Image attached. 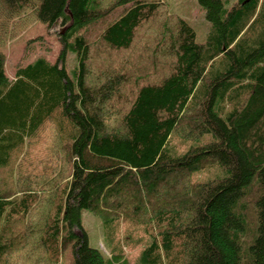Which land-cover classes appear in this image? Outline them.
I'll return each instance as SVG.
<instances>
[{
  "label": "trees",
  "instance_id": "16d2710c",
  "mask_svg": "<svg viewBox=\"0 0 264 264\" xmlns=\"http://www.w3.org/2000/svg\"><path fill=\"white\" fill-rule=\"evenodd\" d=\"M199 1L206 43L165 0H0V264H109L85 209L109 258L264 264V0ZM39 20L66 27L59 58L10 78Z\"/></svg>",
  "mask_w": 264,
  "mask_h": 264
},
{
  "label": "rangeland",
  "instance_id": "374dc122",
  "mask_svg": "<svg viewBox=\"0 0 264 264\" xmlns=\"http://www.w3.org/2000/svg\"><path fill=\"white\" fill-rule=\"evenodd\" d=\"M165 2L168 4L170 11L181 15L194 27L196 38L199 42L206 43L208 41L212 23L206 18V9L199 0H165ZM65 29L66 27L61 25L59 21L50 25L47 21L39 20L25 28L15 39L11 40L6 49V71L10 78H15L16 70L19 66H25L38 56L43 55L51 63H55L64 46L60 38V33ZM77 33L78 31L70 36L71 41ZM65 63L68 72L73 73L76 65V53L71 49L67 52ZM23 149L24 146L22 144L20 148L14 150L12 158H10L8 163L4 166L7 172H16V170L12 168V164ZM0 178L5 180L6 175L1 173ZM0 182V185L5 184L1 179ZM82 221L88 233L89 244L102 249L106 258H108L109 264L138 263L139 256H137V249H126L128 247L127 245L130 246V244H124V255L121 256V258H109V255L111 256V252L108 251L110 245L108 239L106 240L105 238V229L100 217L85 209L82 213ZM145 235H147V233ZM108 253L110 254L108 255ZM62 264H75L73 253H71L69 249L64 252V261Z\"/></svg>",
  "mask_w": 264,
  "mask_h": 264
},
{
  "label": "bare ground",
  "instance_id": "6f19581e",
  "mask_svg": "<svg viewBox=\"0 0 264 264\" xmlns=\"http://www.w3.org/2000/svg\"><path fill=\"white\" fill-rule=\"evenodd\" d=\"M41 167H42V166H41ZM39 168H40V167H39ZM42 168H43V167H42ZM42 168H41V170H40V171H41V173L43 172V171H42V170H43ZM38 170H39V169H38ZM38 173H39V172H38Z\"/></svg>",
  "mask_w": 264,
  "mask_h": 264
}]
</instances>
